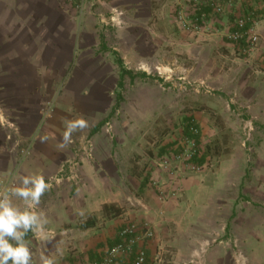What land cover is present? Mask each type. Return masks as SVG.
Instances as JSON below:
<instances>
[{"label": "rangeland", "instance_id": "1", "mask_svg": "<svg viewBox=\"0 0 264 264\" xmlns=\"http://www.w3.org/2000/svg\"><path fill=\"white\" fill-rule=\"evenodd\" d=\"M222 3L223 15L199 6L212 11L214 24L205 31L213 34L212 45L198 52L190 43L204 32L187 30L180 22L179 28L173 17L159 26L161 32L148 31L143 61L125 65L135 78L118 84L116 110L104 115L98 129L88 125L72 138L73 154L81 141H93V157L86 161L92 164L97 136L104 153L110 143L114 154L130 157V163H118L121 183L129 187L123 206L136 217H149L132 222L149 225L159 239L152 264H211L214 256L223 264H254V244L264 249L263 239H254L264 237V0ZM196 5L192 0L193 9ZM240 17L261 20L253 49L225 36ZM127 22L126 15L119 26L102 22L114 29L105 36L108 50L93 45L92 33L86 35L83 59L89 77L98 68L96 59L117 75L111 50L122 48L125 32L117 31ZM192 121L197 135L190 133ZM187 136L195 138L198 152L181 163L175 158ZM124 138H131L128 146L120 142ZM164 160L168 168L161 166Z\"/></svg>", "mask_w": 264, "mask_h": 264}, {"label": "crops", "instance_id": "2", "mask_svg": "<svg viewBox=\"0 0 264 264\" xmlns=\"http://www.w3.org/2000/svg\"><path fill=\"white\" fill-rule=\"evenodd\" d=\"M75 5L70 0H0V180L17 173L19 186L24 176L42 175L46 180L56 174L73 154L72 143L61 147L68 123L83 118L89 126L98 129L104 115L116 110L113 96L121 71L117 59V75H111L114 68H102L101 59H96L98 68L90 77L86 59H83L86 35L92 33L93 45H101L104 50L110 48L105 36L114 29L105 26L99 16H108L112 8H118L127 16L124 31H117L120 35L125 32L122 48L111 51L116 52L124 67L135 74L126 66L134 63L136 58L143 61L148 31L161 32L159 26L167 21V17L178 21L180 7H185L188 14L195 13L192 0H84L82 15ZM197 14L207 16L210 25L206 32L211 31L214 24L212 11L201 7ZM176 23L180 28L179 21ZM206 32L194 37L190 43L196 52L212 45L213 34ZM52 101L55 102L52 112L44 119L43 113ZM1 118L13 123L14 128L10 124L3 125ZM80 134L81 131L73 132L72 138H78ZM95 139L98 146L95 161L84 164L82 184L64 181L41 198L36 210L44 212L45 227L55 231V235L38 239L31 232L25 237L33 253V264H40L41 255L51 257L55 264L98 261L119 241L118 234L127 223L134 218H138L137 222L149 219L143 215L136 217L123 206L129 187L126 181L121 183L118 163L123 159L125 164L130 163V157L114 154L110 143L109 152L104 153L101 137ZM120 142L128 146L131 138ZM22 149H29L23 159L20 158ZM13 203L24 208L18 198L13 197ZM106 203L124 207L125 214L107 220L101 230L77 228L81 218L94 215L100 218ZM254 239L264 241L261 234L254 235ZM145 245L146 264H152L158 258L159 239L153 236ZM261 246V243L254 244V264H264ZM120 261L122 264L127 262ZM210 261L211 264H223V259L217 262L215 256Z\"/></svg>", "mask_w": 264, "mask_h": 264}, {"label": "built area", "instance_id": "3", "mask_svg": "<svg viewBox=\"0 0 264 264\" xmlns=\"http://www.w3.org/2000/svg\"><path fill=\"white\" fill-rule=\"evenodd\" d=\"M74 2L78 12L82 15L85 11L84 0H70ZM196 6H194L195 13L188 14L184 7H180L177 11V19L187 30L203 33L209 28V20L205 14H197L200 10V4L209 6L213 9L217 15L224 14V5L222 0H195ZM231 4V2H230ZM195 14V16H191ZM197 14V15H196ZM100 20L106 24L113 26H119L125 19V13L118 8H112L108 16H99ZM261 20L259 18H247L240 17L236 21L235 28L227 31L225 36L228 40L239 43H246L248 48L253 49L259 42L258 27ZM264 62V60H263ZM52 112V104H49L44 111V119L50 116ZM3 125L10 124L14 128V124L10 123L6 119L1 118ZM192 121L190 123V133L192 135L198 134V129ZM94 143L91 140L80 142L75 153L68 158L60 167L59 171L46 179L51 182L53 187L57 184H61L64 181H69L75 185L82 184L83 175L82 170L84 162L89 161L93 157ZM198 152V146L195 138L185 137L184 146L182 152L176 156L181 163L191 161ZM29 154V149H22L20 151V158H25ZM21 160V159H20ZM161 166L168 168L169 160H164ZM198 166L192 165L191 169L197 170ZM17 186V173H12L8 178L0 180V191L5 188H11ZM36 238L42 239L44 237H52L55 235V231L46 229L41 234H34ZM119 241L112 246L106 255L98 261H93L88 264H122L120 260L127 261L126 264H146V242L150 240L154 233L149 225H140L133 222L127 223L119 233ZM141 244V245H140Z\"/></svg>", "mask_w": 264, "mask_h": 264}, {"label": "clouds", "instance_id": "4", "mask_svg": "<svg viewBox=\"0 0 264 264\" xmlns=\"http://www.w3.org/2000/svg\"><path fill=\"white\" fill-rule=\"evenodd\" d=\"M87 127L88 122L83 118L69 122L61 147L72 143L73 132ZM52 187L42 175H28L22 178L19 186L0 191V264H9V261L11 264H33V253L25 237L29 232H45L47 219L42 210L36 209ZM13 197L23 202V209L13 203ZM40 264L55 262L51 257L41 255Z\"/></svg>", "mask_w": 264, "mask_h": 264}, {"label": "trees", "instance_id": "5", "mask_svg": "<svg viewBox=\"0 0 264 264\" xmlns=\"http://www.w3.org/2000/svg\"><path fill=\"white\" fill-rule=\"evenodd\" d=\"M105 48V47H104ZM116 55L117 63L121 68L120 71V81L118 84L120 86H123V80L125 76H130L132 79L135 78V75L133 74L132 71L126 69L123 65V60L121 57L118 56L116 52H114ZM144 76H147L145 73L143 74ZM125 208L119 206L116 203H106L103 205L101 213L99 214L100 218L97 217V215L88 217V218H81L78 222L77 228L81 230H86V229H91L95 228L98 226L99 222H106L107 220L119 218L125 214Z\"/></svg>", "mask_w": 264, "mask_h": 264}]
</instances>
